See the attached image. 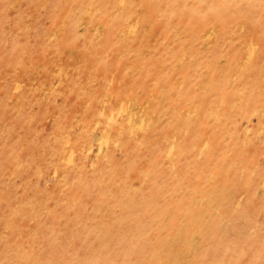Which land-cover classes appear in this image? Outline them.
<instances>
[{
    "label": "rangeland",
    "instance_id": "obj_1",
    "mask_svg": "<svg viewBox=\"0 0 264 264\" xmlns=\"http://www.w3.org/2000/svg\"><path fill=\"white\" fill-rule=\"evenodd\" d=\"M0 264H264V0H0Z\"/></svg>",
    "mask_w": 264,
    "mask_h": 264
}]
</instances>
